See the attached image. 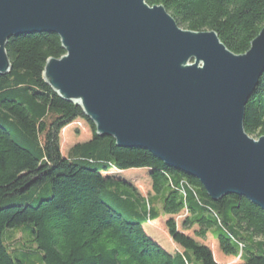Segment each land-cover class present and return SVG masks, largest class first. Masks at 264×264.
Masks as SVG:
<instances>
[{"label":"trees","instance_id":"1","mask_svg":"<svg viewBox=\"0 0 264 264\" xmlns=\"http://www.w3.org/2000/svg\"><path fill=\"white\" fill-rule=\"evenodd\" d=\"M184 28L212 29L242 54L264 28V0H147ZM12 68L0 73V264H223L195 235L212 233L239 264H264V208L238 194L210 197L201 180L148 148L100 135L82 106L45 79L50 58L66 54L59 33L12 36ZM246 105L251 136L264 134V72ZM87 120L93 136L67 154L62 130ZM149 169V194L111 170ZM126 177V178H125ZM184 213L182 228L176 215ZM166 220L182 250L170 251L145 227Z\"/></svg>","mask_w":264,"mask_h":264},{"label":"water","instance_id":"2","mask_svg":"<svg viewBox=\"0 0 264 264\" xmlns=\"http://www.w3.org/2000/svg\"><path fill=\"white\" fill-rule=\"evenodd\" d=\"M43 31L66 49L46 63V81L100 135L148 148L214 199L238 194L264 208V134L245 125L264 72V28L238 54L217 31L184 28L147 0H0V73L12 68L9 38Z\"/></svg>","mask_w":264,"mask_h":264},{"label":"rangeland","instance_id":"3","mask_svg":"<svg viewBox=\"0 0 264 264\" xmlns=\"http://www.w3.org/2000/svg\"><path fill=\"white\" fill-rule=\"evenodd\" d=\"M93 136V131L87 122V120H83L80 122H74L72 125H69L67 131L62 130V148L65 155L68 150L74 145L76 142L85 141ZM255 137V136H254ZM257 138V137H256ZM117 174L128 176L129 179H132L133 182L139 187L140 190L145 194H149L152 190V179L149 176V169H126L121 172L117 169L111 170L109 174ZM126 178V177H125ZM170 217V215H162V217L151 220L150 222L145 224V227L156 240H158L163 246H165L170 251L176 250L179 248L182 250V247L175 243V241L171 238L169 229L166 226V220ZM178 226L181 228L183 220L185 218L184 213H180L176 215ZM187 233H190L198 240L208 244L215 253V257L218 262L223 264H239L241 262L240 257H236L233 255L225 254L224 251L220 248L219 240L212 233H208L205 238L199 237L195 235V227L192 229L186 230Z\"/></svg>","mask_w":264,"mask_h":264}]
</instances>
